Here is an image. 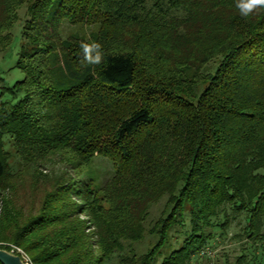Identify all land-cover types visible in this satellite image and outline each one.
Returning <instances> with one entry per match:
<instances>
[{"label":"trees","instance_id":"1","mask_svg":"<svg viewBox=\"0 0 264 264\" xmlns=\"http://www.w3.org/2000/svg\"><path fill=\"white\" fill-rule=\"evenodd\" d=\"M24 5L17 61L24 79L7 90L17 102L0 103V182L6 135L31 163L58 149L78 163L104 155L116 166L115 197L141 196L134 228L150 203L165 198L159 240L132 264H153L170 238L181 245L167 256L159 251L161 264H192L213 230L237 215L247 239L264 248V9L245 18L235 0H0V49L11 45ZM64 21L98 28L63 39ZM90 41L104 51L95 67L80 62V44ZM68 191L84 203L90 193ZM49 217L0 242L23 249L33 264L65 256L63 240H30L28 229L53 225ZM111 233L140 237L115 225Z\"/></svg>","mask_w":264,"mask_h":264},{"label":"rangeland","instance_id":"2","mask_svg":"<svg viewBox=\"0 0 264 264\" xmlns=\"http://www.w3.org/2000/svg\"><path fill=\"white\" fill-rule=\"evenodd\" d=\"M27 15L28 6L24 5L18 10L12 24L11 45L7 49H0V103L6 105H14L18 100L7 90L24 79V74L17 69V61L25 44L22 31ZM97 28L98 25H73L64 21L60 25V33L63 39L82 37L96 32ZM213 68L214 64L211 63L205 71ZM2 148L7 176L0 182V239L14 240L21 230L37 224L40 216L49 214V218L54 220L53 225L29 228L28 233H35L30 240H54L53 244L63 240L66 243L62 245V252L66 251L67 254L58 257L57 253L55 256H58L55 259L52 257V260L40 259V264H102L104 259L109 258L111 261L107 264H132L131 259L140 258L141 261L153 250L159 240V226L156 223L163 215L165 198L150 203L144 210L143 220L134 228V212L140 213L143 207L139 200L141 196H134L123 203L115 197L111 185L116 176V166L110 158L94 154L87 161L78 163L70 151L58 149L31 163L17 153L9 135L2 137ZM86 186L90 191L86 204L73 198L68 191ZM129 203L137 205L136 209ZM78 206H87L88 210L80 213ZM43 207L49 209L44 211ZM229 214L236 215L231 211ZM65 218L70 220L63 222ZM245 223L242 215L236 218L230 216L229 225L222 230L218 227L213 230L214 238L206 250L193 257L192 264H237L242 256L246 260L244 264L264 262V248H261L260 242L253 243L247 239ZM114 225L125 233H139L140 237L134 240L115 238L111 233ZM68 234L72 239L70 241L67 240ZM180 242L178 238H170L168 244L158 252L167 256L176 245H181ZM0 249L20 256L25 264H33L30 255L13 244L0 242ZM158 252L153 264L162 262Z\"/></svg>","mask_w":264,"mask_h":264},{"label":"clouds","instance_id":"3","mask_svg":"<svg viewBox=\"0 0 264 264\" xmlns=\"http://www.w3.org/2000/svg\"><path fill=\"white\" fill-rule=\"evenodd\" d=\"M235 7L242 17H249L258 10L264 9V0H235ZM81 64L95 67L103 63L104 51L98 41L81 42Z\"/></svg>","mask_w":264,"mask_h":264},{"label":"water","instance_id":"4","mask_svg":"<svg viewBox=\"0 0 264 264\" xmlns=\"http://www.w3.org/2000/svg\"><path fill=\"white\" fill-rule=\"evenodd\" d=\"M1 264H25L22 258L12 252L0 249Z\"/></svg>","mask_w":264,"mask_h":264}]
</instances>
